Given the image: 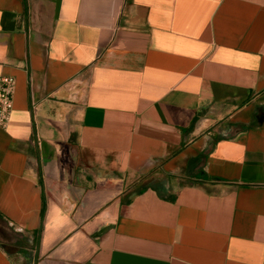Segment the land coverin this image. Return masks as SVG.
Returning a JSON list of instances; mask_svg holds the SVG:
<instances>
[{
  "label": "crops",
  "instance_id": "0c3cea01",
  "mask_svg": "<svg viewBox=\"0 0 264 264\" xmlns=\"http://www.w3.org/2000/svg\"><path fill=\"white\" fill-rule=\"evenodd\" d=\"M0 264H264V0H0Z\"/></svg>",
  "mask_w": 264,
  "mask_h": 264
},
{
  "label": "built area",
  "instance_id": "2783aa9c",
  "mask_svg": "<svg viewBox=\"0 0 264 264\" xmlns=\"http://www.w3.org/2000/svg\"><path fill=\"white\" fill-rule=\"evenodd\" d=\"M16 80L12 76H0V125L8 126L13 109Z\"/></svg>",
  "mask_w": 264,
  "mask_h": 264
},
{
  "label": "rangeland",
  "instance_id": "374dc122",
  "mask_svg": "<svg viewBox=\"0 0 264 264\" xmlns=\"http://www.w3.org/2000/svg\"><path fill=\"white\" fill-rule=\"evenodd\" d=\"M0 240L8 252L14 253L21 246L20 243L25 240V237L0 220Z\"/></svg>",
  "mask_w": 264,
  "mask_h": 264
},
{
  "label": "trees",
  "instance_id": "16d2710c",
  "mask_svg": "<svg viewBox=\"0 0 264 264\" xmlns=\"http://www.w3.org/2000/svg\"><path fill=\"white\" fill-rule=\"evenodd\" d=\"M24 244V240L20 243V245H23ZM15 247V245H13Z\"/></svg>",
  "mask_w": 264,
  "mask_h": 264
}]
</instances>
